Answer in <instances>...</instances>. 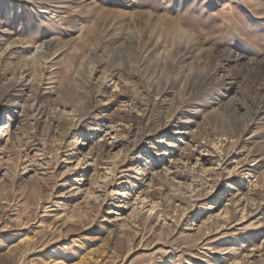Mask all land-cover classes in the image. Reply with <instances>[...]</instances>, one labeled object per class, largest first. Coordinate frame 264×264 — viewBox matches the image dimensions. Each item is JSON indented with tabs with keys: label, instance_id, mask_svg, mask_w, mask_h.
<instances>
[{
	"label": "rangeland",
	"instance_id": "374dc122",
	"mask_svg": "<svg viewBox=\"0 0 264 264\" xmlns=\"http://www.w3.org/2000/svg\"><path fill=\"white\" fill-rule=\"evenodd\" d=\"M0 264H264V0H0Z\"/></svg>",
	"mask_w": 264,
	"mask_h": 264
}]
</instances>
